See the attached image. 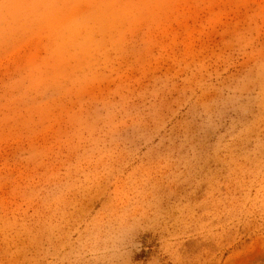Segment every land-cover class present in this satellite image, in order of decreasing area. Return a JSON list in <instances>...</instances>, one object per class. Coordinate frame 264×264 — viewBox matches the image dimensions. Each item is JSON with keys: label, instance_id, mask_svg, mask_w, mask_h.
<instances>
[{"label": "rangeland", "instance_id": "374dc122", "mask_svg": "<svg viewBox=\"0 0 264 264\" xmlns=\"http://www.w3.org/2000/svg\"><path fill=\"white\" fill-rule=\"evenodd\" d=\"M0 264H264V0H0Z\"/></svg>", "mask_w": 264, "mask_h": 264}]
</instances>
